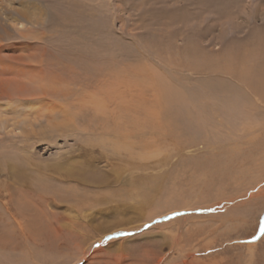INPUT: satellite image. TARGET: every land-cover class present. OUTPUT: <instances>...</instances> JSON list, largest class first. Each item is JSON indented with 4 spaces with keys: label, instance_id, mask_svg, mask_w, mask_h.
Returning <instances> with one entry per match:
<instances>
[{
    "label": "rangeland",
    "instance_id": "374dc122",
    "mask_svg": "<svg viewBox=\"0 0 264 264\" xmlns=\"http://www.w3.org/2000/svg\"><path fill=\"white\" fill-rule=\"evenodd\" d=\"M0 65V264H264V0H0Z\"/></svg>",
    "mask_w": 264,
    "mask_h": 264
},
{
    "label": "bare ground",
    "instance_id": "6f19581e",
    "mask_svg": "<svg viewBox=\"0 0 264 264\" xmlns=\"http://www.w3.org/2000/svg\"><path fill=\"white\" fill-rule=\"evenodd\" d=\"M14 1V0H13ZM16 1V0H15ZM19 2H28V1H31V0H18ZM40 1H44V0H40ZM36 4V3H35ZM38 4V3H37ZM34 5V4H33ZM24 6V5H23ZM41 7V6H40ZM27 9V8H26ZM47 10V9H46ZM43 11H45V10H43ZM41 13V12H40ZM6 14H8L10 17H7L6 19H4L5 21L6 20H10L11 18V21H13V20H15V16H14V14L15 15H17V16H22L23 17V19L24 20H27V12H25V11H21V12H17V10L15 11V10H8V11H6ZM32 14V13H31ZM7 15V16H8ZM28 15H29V13H28ZM4 17V16H3ZM32 18V17H31ZM30 19V18H29ZM37 20V19H36ZM32 21V20H31ZM38 22V20L37 21H33V23H37ZM40 24H42V22H39ZM18 24H20V23H18ZM21 26H22V24H21ZM10 59V58H9ZM2 62V61H1ZM0 67H1V65H0ZM8 68V67H7ZM1 69V68H0ZM10 69V68H9ZM11 70V69H10ZM1 71V70H0ZM3 74V73H2ZM18 81V80H17ZM4 86V85H3ZM2 90V89H1ZM14 164V163H13ZM13 164L12 165H10L9 163H8V161L5 163V166H6V172H5V175H6V177H9V178H11L12 180H13V176L15 175H13V171H11V169H13L14 168V166H13ZM16 164V163H15ZM5 169V168H4ZM1 170V169H0ZM15 172V171H14ZM16 173V172H15ZM15 180V179H14ZM148 191V190H147ZM146 196H147V194H144V198H146ZM140 199H142V197L140 198ZM148 201V200H147ZM141 202V201H140ZM150 219V218H149ZM123 220V219H122ZM128 221V220H127ZM145 223V222H144ZM123 224V223H122ZM129 227H137V226H134V225H132L131 223L129 224H127V225H121V224H119V226H117V227H115V228H112L111 230H107V231H105V232H103V233H110V232H112L114 229H126V228H129ZM163 227V226H162ZM108 229H110V228H108ZM133 229V228H132ZM128 230V229H127ZM117 231V230H116ZM131 231V230H130ZM104 235L105 234H103V235H101L100 237H99V240L101 241L103 238L102 237H104ZM128 235V234H127ZM98 236V235H97ZM90 239V238H89ZM131 239H133L132 237H124V238H122L121 240L122 241H120V242H124V241H128V240H131ZM96 241V240H95ZM93 243V242H92ZM92 243H90V244H92ZM120 245V244H119ZM111 246V244L110 245H107L106 246V248H108V247H110ZM89 247H90V245H89ZM80 249H82V247L80 248ZM84 249V248H83ZM101 249V248H100ZM85 250H81L80 252H81V255H84L85 254V252H84ZM93 252V251H92ZM91 252V253H92ZM90 253V254H91Z\"/></svg>",
    "mask_w": 264,
    "mask_h": 264
}]
</instances>
